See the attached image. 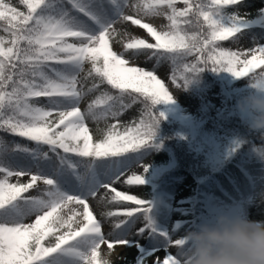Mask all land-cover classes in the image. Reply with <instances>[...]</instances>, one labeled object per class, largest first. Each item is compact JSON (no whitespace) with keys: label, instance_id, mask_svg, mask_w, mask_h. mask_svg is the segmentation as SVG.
Listing matches in <instances>:
<instances>
[{"label":"snow or ice","instance_id":"1","mask_svg":"<svg viewBox=\"0 0 264 264\" xmlns=\"http://www.w3.org/2000/svg\"><path fill=\"white\" fill-rule=\"evenodd\" d=\"M177 3L0 0L4 33L0 35V132L30 142H8L0 136V264H111L102 257L101 245L106 244L112 254L115 246L131 243L127 237L134 228L136 234L148 228L155 231L151 202L119 191L113 183L121 180L144 149L153 146L160 119L166 118L155 106L174 102L157 75L161 62H170L171 80L177 87L211 69L248 77L252 88L264 90V44L247 50L220 44L238 42L239 34L250 26L239 14L226 15L227 8L242 0H182V8ZM126 8L136 15L125 14ZM145 17H166L168 23L161 30ZM118 20L145 30L153 42L117 30ZM114 42L121 43L124 51H114ZM126 53L132 59L143 55L155 65L152 70L134 66ZM85 71L84 80L94 81L86 89L80 87ZM104 84L115 94L99 91ZM97 91L99 95L82 110L85 97ZM137 103L143 105L139 120L121 127L118 118ZM109 118L115 123L107 124ZM89 120L107 125L98 129V140ZM102 167L107 170L101 171ZM147 167L143 166L144 172ZM25 176L27 182L21 179ZM124 182L143 185L146 179L133 174ZM101 188L112 193L111 203L135 205L103 213L109 219L119 218L111 225L113 239L106 238L89 204V197ZM73 204L83 211L70 209ZM189 252L186 235L177 234L150 254L151 264H191Z\"/></svg>","mask_w":264,"mask_h":264},{"label":"rangeland","instance_id":"2","mask_svg":"<svg viewBox=\"0 0 264 264\" xmlns=\"http://www.w3.org/2000/svg\"><path fill=\"white\" fill-rule=\"evenodd\" d=\"M130 2L134 3L135 0H130ZM177 7H184L182 0H178ZM231 7L249 19L251 21L250 26L244 33L239 34L238 42L222 41L220 42L221 46L229 47L232 50H247L258 44H264V11H262L264 10V0H242V3ZM125 14L136 15L132 8H126ZM144 19L161 30L165 29L168 23L166 17H145ZM115 27L123 33L153 42L145 30L132 25L130 21L118 20ZM3 34L0 32V35ZM113 50L118 53L124 51L122 44L116 42L113 43ZM125 56L134 66L152 70L155 65L154 60L146 61L143 55L136 59L131 58V53H126ZM187 59L188 62H192L195 57H188ZM88 67L90 66H85L86 71ZM86 71L81 74L80 84V87L85 89L91 87L94 82L91 78L87 81L84 80ZM157 75L164 81L173 95L174 102L164 103L169 118H167V122L181 124L183 129L187 131L190 147L201 154L198 166L203 168L205 174L200 173V176L178 169L160 185V194L158 201H156L147 181L143 185L131 186L124 182L128 176L133 174L145 175L147 180L153 162L165 161L169 156L166 150L159 147L144 149L139 154V159L133 160L131 167L124 170V176L121 180L113 183V187L139 198L148 199L151 202L150 217L155 231L148 228L145 232L136 234L134 228L127 237L131 243L126 247L115 246L112 254H109L106 244L101 245L102 257L109 259L111 264H121L128 259L140 260L142 258H147V263L151 264L150 254L155 249L165 247L172 236L176 238L177 234L186 235L188 231L199 227L202 223L213 222L221 213L252 219L259 209L264 207V159L257 154L261 149H264V139L253 138L250 140V142L252 141L251 145L247 146L246 143L249 141H246L247 137L242 134L241 130L224 128L221 120L216 117V113L222 112L228 114L227 117H237L236 119L240 123L243 121L246 127L253 128L250 114L241 111L239 108V101L253 91L249 78L239 79L232 73L223 71V74L219 76V82H217L218 88L202 87L196 89L192 85L177 87L171 80V64L168 61L161 62ZM105 90L115 94V90H112L110 86L101 85L99 91ZM99 91L90 93L85 97L81 104L82 110L86 109L87 104L99 95ZM125 102L130 103V100L126 97ZM141 111L142 106L139 103L132 104L118 118L120 124L133 122L140 116ZM111 123H115V120L109 118L107 124ZM88 126L94 140H98L101 138V132L98 129H104L107 125L104 121L97 124L89 120ZM258 132L264 133V131ZM0 136L8 142L14 141L7 135L0 134ZM127 155L135 156L136 154ZM145 164L148 167L144 172L143 166ZM206 169L216 170L217 179L214 180V176L209 174ZM106 170L104 167L101 168V171ZM16 179L13 177L12 182H16ZM21 179L23 182H27L29 177L25 176ZM224 182H226L228 189L226 194L216 193L217 185ZM40 187L43 188L44 186L41 184ZM200 187L210 191V193L204 209L198 212L195 207L201 198ZM31 194L35 195L37 191H33ZM111 196L112 193L109 190L101 188L95 197H89V204L97 219L101 221L107 239H113L109 232L111 225L119 218L109 219L103 213L135 206L127 202L123 204L111 203ZM100 201L102 203H98ZM71 208L83 211L82 206L79 205H70ZM68 211L65 210L66 215ZM77 219H82V217H77ZM27 222H31V218ZM141 224L142 220L137 223L136 227L138 228ZM165 233L167 236L163 235ZM171 251L176 252L177 249L172 248ZM159 255L162 257L164 252H160Z\"/></svg>","mask_w":264,"mask_h":264},{"label":"clouds","instance_id":"3","mask_svg":"<svg viewBox=\"0 0 264 264\" xmlns=\"http://www.w3.org/2000/svg\"><path fill=\"white\" fill-rule=\"evenodd\" d=\"M252 127L264 131V90L253 88L239 101ZM258 156L264 159V149ZM191 264H264V220L219 214L186 233Z\"/></svg>","mask_w":264,"mask_h":264},{"label":"trees","instance_id":"4","mask_svg":"<svg viewBox=\"0 0 264 264\" xmlns=\"http://www.w3.org/2000/svg\"><path fill=\"white\" fill-rule=\"evenodd\" d=\"M13 2L18 4V0H13ZM20 7L23 10V7L22 6ZM232 14H239V13L230 6L229 8L226 9V15L230 16ZM247 20L250 23V20L249 19ZM222 74H223V71L218 72V71H213L211 69H207L203 71L197 78H195L191 83L187 85L188 86L192 85V87L196 89H200L202 87L218 88L217 82H219L218 81L219 76H221ZM141 106L143 108L142 104ZM155 110L158 113L160 112L164 113L165 117L167 116L164 103H160L156 105ZM227 115L228 114H225L222 112L216 113V117L221 120L224 128L229 129V130L239 129L241 130L242 134H245V136L247 137L246 141H249L248 143H246L247 146H249V144L251 145L252 141L250 142V140L253 138L259 139V140L264 139V133H260L253 128L246 127V125L243 124V121L242 123H240L239 120L236 119L237 117L230 118V117H227ZM139 118L140 116L134 121H138ZM167 118L168 116L166 118L160 119L159 126L157 129V134L153 141V146L166 150L169 156L165 159V161H161V160L154 161L152 167L149 169L148 176H147V180L150 183L149 189L152 191V194L155 196L156 199L159 196L160 184L163 181H165L168 177H170L178 169H183L187 173H191L195 175L197 174L200 175V173L205 174L203 168L202 167L199 168L198 166V161L201 159V154L198 151L190 147V140L187 137V131L183 129V126H181V124L180 125L177 123L171 124L167 122L169 119ZM131 123L122 124V125L120 124V125L121 127H124V126L130 125ZM0 134L7 135L9 138L13 139L15 142H19L23 144L30 143L24 140L23 138L13 137L7 133L0 132ZM207 172L214 176V180L217 179L216 170L208 169ZM199 192H200L201 198L199 199V202L197 203L196 209L201 210L206 203V199L209 194V191L202 189L200 187ZM144 259L145 258L141 260H144ZM141 260L128 259L126 262L121 263V264H140ZM146 264H147V261H146Z\"/></svg>","mask_w":264,"mask_h":264},{"label":"bare ground","instance_id":"5","mask_svg":"<svg viewBox=\"0 0 264 264\" xmlns=\"http://www.w3.org/2000/svg\"><path fill=\"white\" fill-rule=\"evenodd\" d=\"M226 181V179H225ZM226 182L224 183H219L217 185V190H216V193H220L221 195H225L226 194V191L228 190L227 189V186L225 184ZM252 220H264V207H262L261 209H259V211L252 217Z\"/></svg>","mask_w":264,"mask_h":264}]
</instances>
